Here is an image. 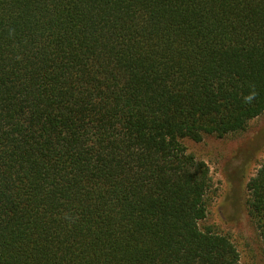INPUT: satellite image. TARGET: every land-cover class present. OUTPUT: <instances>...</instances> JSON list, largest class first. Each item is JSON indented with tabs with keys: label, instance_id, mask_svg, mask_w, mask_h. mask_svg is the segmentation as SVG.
Instances as JSON below:
<instances>
[{
	"label": "trees",
	"instance_id": "obj_1",
	"mask_svg": "<svg viewBox=\"0 0 264 264\" xmlns=\"http://www.w3.org/2000/svg\"><path fill=\"white\" fill-rule=\"evenodd\" d=\"M263 112L264 0H0V264H241L184 140Z\"/></svg>",
	"mask_w": 264,
	"mask_h": 264
},
{
	"label": "rangeland",
	"instance_id": "obj_2",
	"mask_svg": "<svg viewBox=\"0 0 264 264\" xmlns=\"http://www.w3.org/2000/svg\"><path fill=\"white\" fill-rule=\"evenodd\" d=\"M184 145L209 168L211 184L201 228L229 238L241 264H264L258 231L248 211L246 187L264 162V112L249 120L242 131L224 137L205 135L200 142L185 139Z\"/></svg>",
	"mask_w": 264,
	"mask_h": 264
},
{
	"label": "clouds",
	"instance_id": "obj_3",
	"mask_svg": "<svg viewBox=\"0 0 264 264\" xmlns=\"http://www.w3.org/2000/svg\"><path fill=\"white\" fill-rule=\"evenodd\" d=\"M246 99H251V97H247Z\"/></svg>",
	"mask_w": 264,
	"mask_h": 264
}]
</instances>
